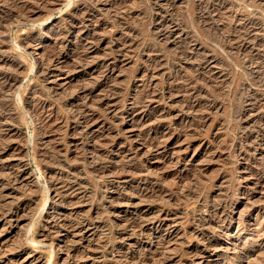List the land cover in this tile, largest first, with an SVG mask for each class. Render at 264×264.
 I'll return each instance as SVG.
<instances>
[{"label":"rangeland","instance_id":"obj_1","mask_svg":"<svg viewBox=\"0 0 264 264\" xmlns=\"http://www.w3.org/2000/svg\"><path fill=\"white\" fill-rule=\"evenodd\" d=\"M0 264H264V0H0Z\"/></svg>","mask_w":264,"mask_h":264},{"label":"bare ground","instance_id":"obj_2","mask_svg":"<svg viewBox=\"0 0 264 264\" xmlns=\"http://www.w3.org/2000/svg\"><path fill=\"white\" fill-rule=\"evenodd\" d=\"M15 79H17V78H15Z\"/></svg>","mask_w":264,"mask_h":264}]
</instances>
